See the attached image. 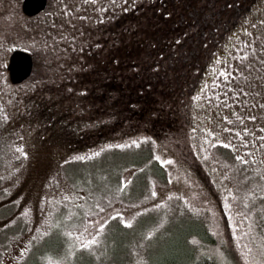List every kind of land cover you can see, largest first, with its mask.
<instances>
[{
    "label": "rangeland",
    "instance_id": "rangeland-1",
    "mask_svg": "<svg viewBox=\"0 0 264 264\" xmlns=\"http://www.w3.org/2000/svg\"><path fill=\"white\" fill-rule=\"evenodd\" d=\"M21 1L0 0V264H155L189 252L215 264H264V0L236 29L214 33L222 45L206 52L189 94L173 74L175 90L134 87L144 66L159 64L144 72L161 75L182 65L147 50L160 36L155 19L112 25V51L89 41L115 74L118 66L139 68L121 70L123 80L106 73L119 90L112 107L98 104L95 86H65L71 74L59 65L84 58L89 45L75 43L83 37L87 44L85 31L100 37L95 27L107 0H49L34 27L24 23ZM113 11L112 2L106 12ZM222 18L229 21L228 12L213 17L218 30ZM117 47L133 56L115 66ZM13 49L36 56V73L45 62V76L11 85L5 66ZM79 69L71 67V82L101 81ZM105 110L130 112L133 122L114 125ZM92 239L98 243L84 247Z\"/></svg>",
    "mask_w": 264,
    "mask_h": 264
},
{
    "label": "trees",
    "instance_id": "trees-1",
    "mask_svg": "<svg viewBox=\"0 0 264 264\" xmlns=\"http://www.w3.org/2000/svg\"><path fill=\"white\" fill-rule=\"evenodd\" d=\"M48 5H49V0H48ZM105 5H106V3L103 2L102 5H101V7H103ZM230 7H232V5H230ZM136 10H138V7L136 8ZM113 12H114V14H117V15H120L121 16V17L117 18V20L115 22V25L114 26H116V28L124 25L123 22H124V20L127 19L126 17H129L130 18V13H133L132 14V17H133L132 18V21H138L140 19V18L137 17V15H135L134 12H123V10H114ZM145 13L146 14H143V16L145 15V18L143 19L144 21H145V19H153L154 20L155 17L153 15H151L148 11H145ZM37 18H39V16L33 17V18L24 17V23L27 24L30 27H34V26L30 25L29 23L31 22L32 19H37ZM51 22H54L53 17H51ZM101 29H99V33L101 32ZM95 31L96 30H91V29L88 30V31H85V33H86L85 39L87 40V44L84 42V39L82 37L81 39H79V40L76 41V43H75L76 44V47H77L78 42H80V44L84 47L85 45H89L91 43L89 41L95 39L94 42H97L98 44H100L101 47H103L105 50L112 51L111 49H113V47L115 46L116 43L115 42H110V41L109 42L108 41L106 42L104 39H98L97 38L98 36H96L94 34ZM144 31H145V29H141L140 37H144V35L142 34V32H144ZM169 31H170V29H164V32H169ZM87 32H89V34H87ZM161 32H163V30H161ZM159 34H160V31H159ZM100 35H102V33ZM207 37H209V34L207 35ZM155 41H157V40L153 39L151 41L150 46L147 48V50L152 49V48L153 49H158L159 50L157 52L158 57H162L165 60H169V59H172V58L175 59L177 57L179 60H182L184 62H182V65L181 64H177L176 66L170 68L169 69L170 72H165L164 74H161V75H159V74H156V75H149V74H147L149 71L150 72H156V71L160 70V65L159 64H153L150 67L144 66L142 68V70H141L143 77H142V79H140V81H138L137 84L134 85V87L137 90L138 89H142L141 91H139V92H142V93L144 92V90H146V91H153L155 85H152L150 83H153L154 82V84L155 83H159V84L162 83L163 85L164 84H167L166 86L168 87V89L169 88L173 89V85L171 87H169V82H168L169 76L171 74H173V78H174V81H175L177 87H179V85H180V87H181V89H182V91H183L184 94L191 93L192 90L194 89V87L196 86V82H197L198 78L201 75V66H203V67L205 66L206 60L203 61V59L204 58L207 59L209 57L207 55L209 53L208 51H210L209 48H211V46H209V48H208V46L205 44V48H200V46H197L196 45V47H195L196 49L195 50H197V54H194L195 57L193 56V61L191 62L188 56H185V58H184V57L179 56L176 52H174V48L175 47H173V46H167L166 47V46H164L162 43H160L158 41L157 42H158V45L159 46H157L156 43H155ZM88 42H89V44H88ZM97 43H95L94 46L89 45V47H86L85 48V53H84V56H83L84 58L80 59L77 63L74 62V63H71V64L68 63V64L65 65L64 62H62L59 65H64V67L66 69L65 74H67L68 76H69V73L71 74L69 76V77H71V79H68V81L64 82L65 83L64 84L65 86H69V87H72V88H73V86L76 87V88L79 87V86H83L84 87L85 85L87 86V84H90L91 86H95V88L97 89V91H99V103L98 104H101L102 103V105L104 106L103 103H108L112 107V106H114V104H117L115 100H112V96L116 97V95L119 94V90L116 87H114V85L116 83L112 82L111 79H110V81L109 80L108 81H105L107 79V78H105V76H106V73L109 72L108 75H110V78H112L111 75L112 74H115V70H114L115 68H111L107 64H105V65L104 64H100V63H102L101 61H103V59L101 60V58L98 56V54H96L97 53V50H98V44ZM102 43H104V44H102ZM148 43H149V41H148ZM142 46H144V44H142ZM213 46H214V44H213ZM215 46L217 47V44ZM117 49H118V47H117ZM205 49H206V52H208L206 54L203 52V50H205ZM118 50H119V54L120 55L119 54L117 55V59L115 60V63H116L115 66H118L117 60L119 61V65H120V61H122V59L130 60V58H132V56H133V55H127V53H129L130 51H125V50H121V49H118ZM161 52H162V54H160ZM113 55H115V54L113 53ZM34 57L36 58V56H33V58ZM49 58L50 59H54L55 61L58 60V58L55 55H49ZM149 58L150 57H148L147 59H149ZM63 61H65V60L63 59ZM149 61H151V63H153V60L150 59ZM175 62H177V61H175ZM103 63H104V61H103ZM121 63L124 64L123 61ZM138 63H140V62H138ZM183 63L184 64H188L185 67L186 70L189 69V72L188 73H185L184 72L185 69H184V67H182L183 66ZM49 64H50V62H49ZM57 67L58 66H55L54 69H53V71L56 72L57 71ZM71 67L73 68V70L76 69V68H80L78 71L79 72L80 71H83V75H85V76H88L89 72H98L97 75L101 77V79H100L101 81H98L96 79V81L92 83V81L91 82H88L87 81L88 78L84 77L86 79V81H80V80H78L81 83L77 85V84H75L76 81H77V79L75 78L76 75L73 74V72H72L73 70L72 71L70 70ZM181 67L184 69V70H182V73H181V69H182ZM111 69H112V72H111ZM36 70L38 71V68H36V66L34 65V59H33V72L31 74V76L28 78L29 81L32 82V83H35L39 78H43V76H45L44 74L47 73V71H46V63L43 62V67H42V71H41L44 74H42V73H36ZM121 70L122 71H126V70L131 71L132 70L133 72H138L139 71V68L136 67V66H130V67H127L126 66V70H125L124 68L121 69V67L118 66V68H117L118 73H116V76L113 77V79L114 78L115 79H119V80L126 79L123 76L121 78L120 73L122 75L124 74L123 72H121ZM144 71H147V73H145ZM101 72H103V73L101 74ZM166 73L168 75H165ZM35 75H36V79L33 80L35 78ZM155 77L157 79H155ZM72 78L75 80V83L74 82H71V81H73ZM131 81H137V80L135 79V80H131ZM128 86L129 85H127V87ZM175 89H173V90H175ZM74 90H75V88H73V91ZM77 91H78L79 95L83 96L80 93L79 90H77ZM81 98H85V97L83 96ZM129 107H130V105H129ZM189 107L190 106L186 102V100H183V102H182V112H181V115H184L185 117L188 118L185 121L187 124H189L190 123V120H191V119H189V114H188L189 113V110H190ZM83 109H84V107H81V110H83ZM111 112H112V110H108V111L105 110L104 111V113H106L107 114V117L110 119L109 121L112 120V124H114V125L123 126L124 124H127V123L131 124L133 122V121H130V120L133 119V116H130V112H128L129 114H127V116H124L121 113V111H119L117 113V116H115V114L114 113H111ZM84 114L85 113H82V115H84ZM79 116L82 119L81 115H79ZM99 119H100L99 116H97L95 118V123L97 125L99 123ZM85 120H86L85 123L87 124L88 118L85 119ZM91 121L92 120L90 119V122ZM136 122H138V120H136ZM131 128H132V126L131 127H128L127 126L126 131H128V132L132 131V130H130ZM204 239L205 238H202V240H204ZM209 239L210 238H208L205 241L206 242L207 241L212 242V239H210V240ZM191 257H192V255L189 252L187 255L176 256V257H173V258H169L170 261L168 259H166V262L168 261L167 263H165V260H164V261H161V262L157 261V262H155V264H215V262H214L213 259H211L209 257H206V256H201V257H199L196 260L192 259Z\"/></svg>",
    "mask_w": 264,
    "mask_h": 264
},
{
    "label": "flooded vegetation",
    "instance_id": "flooded-vegetation-1",
    "mask_svg": "<svg viewBox=\"0 0 264 264\" xmlns=\"http://www.w3.org/2000/svg\"><path fill=\"white\" fill-rule=\"evenodd\" d=\"M121 0L119 2L115 0H107L106 5L102 7L105 10L98 18L96 28L101 29L102 35L97 37L98 39H104L106 42L115 41L112 39V33H117V29H113L112 25H115L117 18L120 15L114 14V12H106L107 5L113 2L114 10H123V12H134L137 15L138 22L141 24L148 11L153 15L158 28L155 31H160V36L156 38L158 42H162L164 46H173L174 52L179 56H188L190 61H193L194 54H197L195 50L196 45L200 48H205V44L211 46L209 55L217 52L218 45H222V36L214 34L218 33L226 34L230 30H234L238 27L239 23L245 20L249 16L251 7L257 0ZM232 5V7H230ZM48 6V2H47ZM47 6L45 9H47ZM138 7V10L136 8ZM46 11V10H45ZM122 12V11H121ZM230 16L229 21L222 18L219 19V24L224 26L223 30H218L213 26V17L219 16V14L227 13ZM132 14L130 18L124 20V24L130 26V20H132ZM218 14V15H217ZM134 16V15H133ZM226 25V26H225ZM142 26V25H141ZM130 28V27H129ZM213 28V29H212ZM164 29H170L169 32H164ZM204 29H209V38L211 35V29L213 37L206 40L207 32ZM163 30V32H161ZM205 37V38H204ZM185 38L187 39L185 41ZM104 41V42H105ZM181 41L180 43H178ZM214 46L217 44V47ZM158 42L155 41L156 45ZM210 43V44H209ZM214 49V50H213ZM206 53V49L203 50ZM213 52V53H212ZM200 53V52H199ZM195 57V56H194ZM192 58V59H191ZM184 62V61H182ZM115 77L116 74H112Z\"/></svg>",
    "mask_w": 264,
    "mask_h": 264
},
{
    "label": "water",
    "instance_id": "water-1",
    "mask_svg": "<svg viewBox=\"0 0 264 264\" xmlns=\"http://www.w3.org/2000/svg\"><path fill=\"white\" fill-rule=\"evenodd\" d=\"M47 0H22L21 11L27 17H33L43 11ZM33 62L31 55L23 50H13L7 60L6 71L8 80L17 85L26 80L32 72Z\"/></svg>",
    "mask_w": 264,
    "mask_h": 264
},
{
    "label": "snow or ice",
    "instance_id": "snow-or-ice-1",
    "mask_svg": "<svg viewBox=\"0 0 264 264\" xmlns=\"http://www.w3.org/2000/svg\"><path fill=\"white\" fill-rule=\"evenodd\" d=\"M135 143V142H134ZM227 147V145H225ZM17 151H22L21 149H17ZM97 155H99V153H97ZM77 159H84V157H78ZM170 163V162H169ZM153 195H155V193H153ZM126 227H131V224H125ZM87 230V229H85ZM98 231H103V229H98ZM69 236L71 235L70 233L68 234ZM78 239V238H77ZM98 243V240L96 239H92V240H89L85 245L84 247H89L90 245H96ZM193 243H195V241H193Z\"/></svg>",
    "mask_w": 264,
    "mask_h": 264
}]
</instances>
